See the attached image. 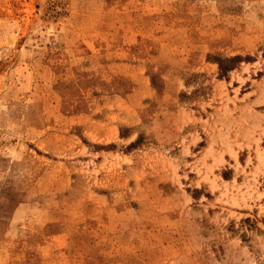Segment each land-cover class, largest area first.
Returning a JSON list of instances; mask_svg holds the SVG:
<instances>
[{"label": "rangeland", "instance_id": "1", "mask_svg": "<svg viewBox=\"0 0 264 264\" xmlns=\"http://www.w3.org/2000/svg\"><path fill=\"white\" fill-rule=\"evenodd\" d=\"M0 264H264V0H0Z\"/></svg>", "mask_w": 264, "mask_h": 264}, {"label": "trees", "instance_id": "2", "mask_svg": "<svg viewBox=\"0 0 264 264\" xmlns=\"http://www.w3.org/2000/svg\"><path fill=\"white\" fill-rule=\"evenodd\" d=\"M236 60H237V58H236V59H233L232 61L235 62ZM220 69H221L222 73H227V72H229V71L232 69V67H231V68H226V67L223 65V63H221V65H220Z\"/></svg>", "mask_w": 264, "mask_h": 264}]
</instances>
